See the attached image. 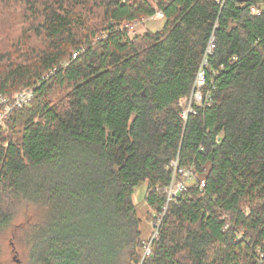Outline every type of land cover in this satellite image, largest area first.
I'll use <instances>...</instances> for the list:
<instances>
[{"label": "trees", "instance_id": "trees-1", "mask_svg": "<svg viewBox=\"0 0 264 264\" xmlns=\"http://www.w3.org/2000/svg\"><path fill=\"white\" fill-rule=\"evenodd\" d=\"M262 3L0 0V22L19 13L0 28V92L35 87L0 131V248L10 231L25 264H139L134 190L146 182L159 213L165 197L153 188L179 154L196 179L169 204L142 264H259L264 11L251 6ZM157 9L163 27L132 36L130 23ZM212 33V100L184 122L179 100Z\"/></svg>", "mask_w": 264, "mask_h": 264}, {"label": "built area", "instance_id": "built-area-1", "mask_svg": "<svg viewBox=\"0 0 264 264\" xmlns=\"http://www.w3.org/2000/svg\"><path fill=\"white\" fill-rule=\"evenodd\" d=\"M217 3L223 5L225 0H216ZM251 11L255 14H261L264 11V3L259 5H252ZM153 17L164 18V12L161 9H157ZM216 47L215 35L212 33L209 42L205 48L201 63L192 90L189 94L183 96L179 100L181 107V118L186 122L191 114H195L200 107L209 105L212 100L211 90L213 83L208 81L207 67L209 64V58L213 54ZM76 54V53H75ZM35 87L21 88L14 92L12 95L7 96L0 92V131L8 130V119L11 112L15 108H20L28 104L34 97ZM7 143L3 144L6 146ZM167 170L170 173V180L164 186L157 185L153 188V192L158 196H164L165 202L162 205V210L157 214L154 221L155 232L143 243V258L151 254L152 241L157 236L161 222L168 210L169 204L175 201L178 196L186 191L191 183L196 179V168L194 165L185 166L181 164L180 155L178 154L171 160L167 166ZM197 186L203 189L206 185L205 178L196 181ZM248 213L249 210H246ZM260 251L259 264H264V253Z\"/></svg>", "mask_w": 264, "mask_h": 264}, {"label": "rangeland", "instance_id": "rangeland-1", "mask_svg": "<svg viewBox=\"0 0 264 264\" xmlns=\"http://www.w3.org/2000/svg\"><path fill=\"white\" fill-rule=\"evenodd\" d=\"M18 12H13L9 10V13L6 16L5 21L0 22V28L4 29L5 27L11 26V19H18ZM165 18L159 17H145L142 19H136L130 23V32L131 35H136L138 33H145L146 31H156L163 27ZM16 32V31H15ZM147 183H141L134 190V201L138 210V214L141 217L140 230L143 243L150 238L155 232L154 221L157 217V212H155L148 204L146 200L147 194ZM246 210H249V207H245ZM150 211H154V218L151 216ZM157 213V214H156ZM142 252V258L139 264H142L143 260V245L139 247ZM259 251V249H258ZM0 259L3 264H25L26 261V250L22 247L17 246L10 237V231L6 232L5 236L1 241L0 248ZM15 259H20L21 263H17Z\"/></svg>", "mask_w": 264, "mask_h": 264}, {"label": "water", "instance_id": "water-1", "mask_svg": "<svg viewBox=\"0 0 264 264\" xmlns=\"http://www.w3.org/2000/svg\"><path fill=\"white\" fill-rule=\"evenodd\" d=\"M239 1H241V2H247V1H249V0H239ZM15 260H16L17 263L20 262V259H15Z\"/></svg>", "mask_w": 264, "mask_h": 264}, {"label": "bare ground", "instance_id": "bare-ground-1", "mask_svg": "<svg viewBox=\"0 0 264 264\" xmlns=\"http://www.w3.org/2000/svg\"><path fill=\"white\" fill-rule=\"evenodd\" d=\"M192 90V89H191Z\"/></svg>", "mask_w": 264, "mask_h": 264}]
</instances>
